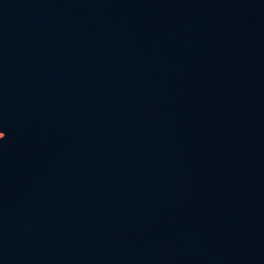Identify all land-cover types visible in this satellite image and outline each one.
<instances>
[{"label":"water","instance_id":"95a60500","mask_svg":"<svg viewBox=\"0 0 264 264\" xmlns=\"http://www.w3.org/2000/svg\"><path fill=\"white\" fill-rule=\"evenodd\" d=\"M0 264H264V0H0Z\"/></svg>","mask_w":264,"mask_h":264}]
</instances>
